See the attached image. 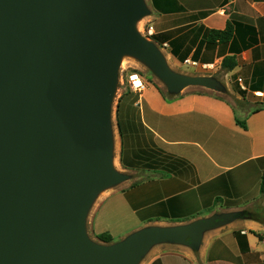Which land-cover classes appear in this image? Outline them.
<instances>
[{
    "label": "water",
    "instance_id": "water-1",
    "mask_svg": "<svg viewBox=\"0 0 264 264\" xmlns=\"http://www.w3.org/2000/svg\"><path fill=\"white\" fill-rule=\"evenodd\" d=\"M146 0H0V264H138L159 242L198 246L234 213L91 239L95 195L127 176L113 163L111 102L124 53L179 94L216 78L171 70L136 22Z\"/></svg>",
    "mask_w": 264,
    "mask_h": 264
},
{
    "label": "crops",
    "instance_id": "crops-1",
    "mask_svg": "<svg viewBox=\"0 0 264 264\" xmlns=\"http://www.w3.org/2000/svg\"><path fill=\"white\" fill-rule=\"evenodd\" d=\"M146 3L142 27L153 25L150 39L169 68L180 74L189 73L185 66L215 68L239 106L210 90H190L202 87L196 85L173 100L165 99L153 81L140 95L130 89L127 99L123 93L116 107L118 171L127 178L99 196L89 228L94 235L108 232L118 242L145 227L234 213L231 220L203 230L198 246L159 242L138 264H264V213L243 211L251 203L245 198L264 174V0ZM229 23L233 35L228 41L208 40L209 29L225 30ZM226 56L235 59L231 70L222 68ZM256 104L263 107L252 112ZM247 169L255 174L253 190H239L237 177H249Z\"/></svg>",
    "mask_w": 264,
    "mask_h": 264
},
{
    "label": "rangeland",
    "instance_id": "rangeland-1",
    "mask_svg": "<svg viewBox=\"0 0 264 264\" xmlns=\"http://www.w3.org/2000/svg\"><path fill=\"white\" fill-rule=\"evenodd\" d=\"M142 18L140 20H138L136 22V27L137 30L144 36H145V31L142 27L143 23H142ZM147 38V37H146ZM150 39V38H149ZM196 66V65H194ZM184 70H186V72L189 73H184L185 75H189V76H200V77H208V78H216L219 81H222L223 84L225 85V82L223 81V75L220 73V71L216 70L215 68H208V69H202L200 66H196V70L194 68L185 66L183 68ZM197 71H201L202 73H198ZM133 72H137L139 73L142 77L143 80L145 81V83L147 81H153L156 85H158L157 83H159L161 86V89L164 92L168 91V87L167 85L161 81V79L155 74V72L149 67V65L147 63H145L141 58L137 57L134 54H130V53H124L121 57L119 66H118V70H117V80H116V84H115V91L113 94V98H112V102H111V108H110V113H111V125H112V130H113V138H114V144H113V165L115 167L116 170L121 169V166L119 164V143L117 140V124H116V107H117V103L121 97V95L123 93L126 92V96L128 95L127 99L130 98V76L132 75ZM156 81V82H155ZM226 87V85H225ZM190 90H197L199 92H204L206 90H210V92H213L214 94L223 97L224 100H226L229 103H232L233 105H236L237 107L239 106V100L236 98V96L231 93L227 87L225 88V91H214L208 88H204V87H197V89H195V87H191ZM259 105H255L253 108L250 109H255L257 108ZM116 138V139H115ZM119 168V169H118ZM246 168L248 167H244L239 171V174L244 173L242 171H244ZM237 171V172H238ZM241 171V172H240ZM245 172H250V176L246 177L245 180H242L240 177L239 178L240 181H238V185L237 188L240 190L242 188L247 187V191H249L250 189L253 190V186H254V181L252 180L255 177V174L250 170L247 169V171ZM263 177L264 174L262 176V180L260 182L259 186H256V191L254 190V192L252 191L250 194H248V196L245 199H248V201L251 200L250 206L246 209H243L244 212H248V213H253L255 215L261 213L263 214L264 212L262 211L264 208V192H262V184H263ZM227 178L226 175H223V180ZM252 181V182H250ZM118 185H113V186H108L106 188L101 189L96 195L95 198L93 200V202L90 204L89 209L87 211V216H86V228H87V232L88 235L91 239H93L94 241H97V237L96 235H94L92 233V231L89 228V213L91 214L90 211L93 210V207L95 206V204L97 203V201L99 200V196H101L104 192H106L107 190H110L111 188H115ZM224 199V198H222ZM225 213H219L216 212L214 213V215H223Z\"/></svg>",
    "mask_w": 264,
    "mask_h": 264
},
{
    "label": "trees",
    "instance_id": "trees-1",
    "mask_svg": "<svg viewBox=\"0 0 264 264\" xmlns=\"http://www.w3.org/2000/svg\"><path fill=\"white\" fill-rule=\"evenodd\" d=\"M233 35V27L232 25L229 23L228 26L226 27L225 30H215V29H209L208 32H207V38L209 41L211 42H214L216 40H219V41H228ZM236 65V62H235V59L233 56H226L223 61H222V68L225 69V70H231L235 67ZM217 81L220 83V86H219V91H225V85L223 84L222 81H219L217 79ZM159 90L161 91V93L163 94V97L167 100H173L177 97H179L180 95L179 94H175V93H172L170 91H167V92H164L160 87H158ZM215 91V90H214ZM212 94L214 96H216L217 98L219 99H223V97L221 96H218L216 94H214L212 92ZM263 106H258L257 108L255 109H252V112H257L259 111L260 109H262ZM236 121L239 125H241L243 128H247V123L246 121H241L238 119V117H236ZM119 128H120V131H121V124L119 122ZM124 163V161H123ZM131 167H134L132 165H130ZM262 192H264V177H263V184H262ZM96 237L102 241L103 243H107V244H110V243H113L114 242V238L113 236L108 233V232H103V233H99L96 235Z\"/></svg>",
    "mask_w": 264,
    "mask_h": 264
},
{
    "label": "built area",
    "instance_id": "built-area-1",
    "mask_svg": "<svg viewBox=\"0 0 264 264\" xmlns=\"http://www.w3.org/2000/svg\"><path fill=\"white\" fill-rule=\"evenodd\" d=\"M144 31H145V36L147 38H150L152 37V35L154 34V27L153 25H148L145 26L144 28ZM186 63H189L191 65H197V62L195 61H192V60H189L187 59L185 61ZM241 80V79H240ZM239 80V81H240ZM129 83H130V89L133 91V92H136L138 93L139 95L145 90L146 88V83L145 81L143 80V77L137 73V72H133L132 75L130 76V80H129Z\"/></svg>",
    "mask_w": 264,
    "mask_h": 264
}]
</instances>
